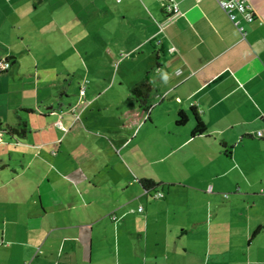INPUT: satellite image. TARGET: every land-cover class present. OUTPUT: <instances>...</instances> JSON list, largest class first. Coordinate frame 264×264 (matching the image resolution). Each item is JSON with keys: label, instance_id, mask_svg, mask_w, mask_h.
Returning a JSON list of instances; mask_svg holds the SVG:
<instances>
[{"label": "crops", "instance_id": "obj_1", "mask_svg": "<svg viewBox=\"0 0 264 264\" xmlns=\"http://www.w3.org/2000/svg\"><path fill=\"white\" fill-rule=\"evenodd\" d=\"M248 5L253 22L233 23L217 0H0V264H264V0ZM99 28L131 88L154 80L150 113L123 129L135 102L109 130L81 102L29 129L24 113L50 118L31 85ZM19 119L24 138L6 130Z\"/></svg>", "mask_w": 264, "mask_h": 264}, {"label": "rangeland", "instance_id": "obj_2", "mask_svg": "<svg viewBox=\"0 0 264 264\" xmlns=\"http://www.w3.org/2000/svg\"><path fill=\"white\" fill-rule=\"evenodd\" d=\"M79 35L80 40L76 38L73 41V48L68 43L60 47L58 53H62L63 59L60 55L58 62L47 63V68L50 70L43 79V83L32 84L28 94L30 98L25 96V99H30L29 107H34L40 114L50 117L41 119V117L24 113L23 117L29 120V129L34 132L40 128L45 131L46 127L45 132L51 130L55 126L56 115L58 116L61 112L70 113L81 102L89 103L86 112L81 113L84 123L89 126L98 124L99 127L107 126L109 130H117L116 115L135 103L131 94V81L138 76L131 73L128 74L129 78H121L122 68L117 73L115 66L112 65L113 62L105 54L104 48L108 45L105 30L99 28L98 31H83ZM49 53L52 52L49 51ZM110 75L111 79L108 81ZM115 76L116 79H114ZM153 76L152 73L151 77ZM112 79L114 80L111 81ZM151 82L152 92L149 103L153 107L154 80ZM82 89L85 91L84 96L80 94ZM52 113L55 115L51 116ZM76 144H80L79 138ZM62 151H67L65 146ZM114 166L117 168V163ZM39 172L40 170L36 171L35 175ZM260 202L256 211L264 213V199Z\"/></svg>", "mask_w": 264, "mask_h": 264}, {"label": "trees", "instance_id": "obj_3", "mask_svg": "<svg viewBox=\"0 0 264 264\" xmlns=\"http://www.w3.org/2000/svg\"><path fill=\"white\" fill-rule=\"evenodd\" d=\"M152 92L151 86L148 83V80L141 81L133 88H131V94L133 100L137 103V108L135 110L127 111L123 113L121 116L118 117L119 121L121 122V127L123 129L132 128L135 124L140 123L147 114L151 111V105L149 103V97ZM196 118V126L193 131H191L192 136H200L203 135L207 129L203 121L197 117V112H195ZM188 122V118L186 114L181 111L179 112L178 119L176 124L180 127H183ZM27 122L23 119H19L18 123L15 126H8L7 133L11 136H17L18 138H24L27 133ZM224 153L230 156V150L232 147H229L227 144H223ZM140 185L146 189V191H150L156 187V184L150 180L142 179L140 180ZM260 230V229H259ZM259 230H255L254 234ZM253 234V235H254Z\"/></svg>", "mask_w": 264, "mask_h": 264}, {"label": "built area", "instance_id": "obj_4", "mask_svg": "<svg viewBox=\"0 0 264 264\" xmlns=\"http://www.w3.org/2000/svg\"><path fill=\"white\" fill-rule=\"evenodd\" d=\"M171 1L173 0H169L170 3ZM217 4L224 12H226L229 15L230 20L233 23H237L235 21L236 19V16L234 15L235 12L245 15L248 23L253 22V19H255L248 5V0H217ZM169 10L172 13H175V14L178 13V9L175 5L171 4V6L169 7ZM10 68H11V65L8 61H3V60L0 61V73L7 72ZM84 94H85L84 90H82L81 95L84 96ZM260 136L262 139H264V130L262 131V133H260ZM152 197L154 199H160V198H163V194L162 192H156ZM140 210L142 211V208ZM112 219L115 220V218H112Z\"/></svg>", "mask_w": 264, "mask_h": 264}]
</instances>
